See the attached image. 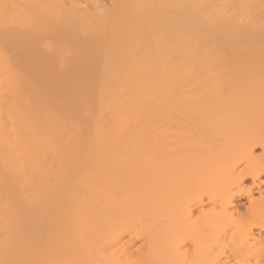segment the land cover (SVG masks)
I'll return each instance as SVG.
<instances>
[{
    "label": "bare ground",
    "instance_id": "obj_1",
    "mask_svg": "<svg viewBox=\"0 0 264 264\" xmlns=\"http://www.w3.org/2000/svg\"><path fill=\"white\" fill-rule=\"evenodd\" d=\"M47 1L0 0V209L11 211L0 223L11 233L0 264H264V128L251 130L248 112L238 114L250 102L254 116L261 111L264 65H253L247 80L242 62L254 60L251 42L226 60L196 37L218 0L133 8L160 29L173 28L161 32L172 54L167 42L152 46L153 55L141 56V47L139 58L127 53L132 40L122 46L133 33L113 39L106 22L99 27L108 37L95 35L82 12ZM130 16L112 28L144 24ZM259 49L256 59L264 56ZM222 58L232 60L229 68ZM253 75L263 81L252 85L255 95L251 84L243 88L246 107L236 82L257 81ZM231 107L249 130L240 126L234 135ZM21 201L26 219L13 212L23 205L2 204ZM70 212L76 221L66 235Z\"/></svg>",
    "mask_w": 264,
    "mask_h": 264
},
{
    "label": "rangeland",
    "instance_id": "obj_2",
    "mask_svg": "<svg viewBox=\"0 0 264 264\" xmlns=\"http://www.w3.org/2000/svg\"><path fill=\"white\" fill-rule=\"evenodd\" d=\"M53 1L54 0H52V4H53ZM56 1V0H55ZM63 1V3H61V5L63 4L65 7L64 8H66V11H65V13H67V14H71V12H74V11H72V10H74L75 9V12H79L80 11V13L82 12V15H83V17L85 18V21H86V24L89 26V27H91L92 28V30H93V33H95V31H97L96 32V34L95 35H97V33L99 34V32H100V27H99V25L101 24V23H106L107 22V24H106V28H107V31H110V32H108V34H109V37H110V35H113V39H115V37H116V39H120L121 38V36L122 35H124L125 34V36L124 37H130V35L132 34V36H131V38H130V40H129V38H127V39H125V40H127V42L126 41H124V43L122 44V46L124 45V44H126V43H129V41H131L132 40V44H134V43H136V44H134V45H136V49L134 48H132V45H131V47H130V45L129 44H127V46L129 47L128 49L126 48V45L124 46L125 48L124 49H127L128 50V52L127 53H130L131 51V54L135 51V52H137L141 47H143V48H145V49H140L139 51H140V54L142 53V55L141 56H144V55H147V53L148 54H150V55H153L154 53H156V52H154V51H156V49L155 50H153L154 48L153 47H155L156 45L155 44H160V45H163V43H167L168 41L165 39V35L163 36V34H161V32L163 31V33L165 32V29H166V32H167V29L169 28L168 26L166 27V28H164V27H162V29H160L161 27V24H157V25H155V22L154 21H152V22H154L153 24H154V26L150 23V20L151 19H148V20H146L149 16L147 15V16H145V18H141L139 15V13L137 12L138 10L139 11H141V10H144V9H148V11H159L160 9H162L163 11L164 10H166V9H168V8H170L169 6H171V5H173V4H175V3H178L179 1H184V0H62ZM61 1V2H62ZM47 2H50V0H48ZM50 3V4H51ZM55 3V2H54ZM69 3H72V4H74L75 6L74 7H70V6H72V4L70 5ZM56 4V3H55ZM55 4H53L54 5V7H56L57 8V10L59 9L60 11H63L64 10V8H62L63 6H60V5H55ZM58 4H60V3H58ZM176 5V4H175ZM60 6V7H59ZM69 6V7H68ZM218 6H219V8H218ZM72 8L71 9V12H70V9H68V8ZM145 7V8H144ZM74 8V9H73ZM133 8H137L138 10L136 11V13H135V10L133 9ZM143 8V9H142ZM217 9H220L221 11H219V10H214V12H212L211 14H212V16H211V14H210V16H211V18L209 19V16H207L206 14V16L201 20V23L203 24H201V27L203 26V27H205V32H203L204 30H199L200 31V33H198L197 31L195 32V34H196V37L198 36V37H200L201 38V42H205L204 44L206 45L205 46V48L207 47V50H208V47H209V49L211 48V51H213L214 53L215 52H217V55L219 54L220 56H221V54H223L221 57H223L224 58V56H225V54H226V58H224V59H226L227 60V58H229L230 57V59H231V56H229V55H227V54H231L232 53V51H233V49L235 50V48H236V50L234 51V53L235 52H237V50H239V49H237V48H239L241 45H243V44H246L245 42L246 41H248L247 43L249 44V42H251L252 43V45L254 46L253 47V50H251L252 52H248V55H247V53H246V55L243 57V56H241V57H243V58H241V59H244L246 56H248V57H250V56H252V54H253V52H254V54L253 55H255V56H253V58H254V60H252V57H251V60L253 61H251L250 59H247V60H245L246 61V63L244 62H242V64H243V66H244V64H247V65H245L244 67V72H243V70H242V68H243V66H242V68H240V71L242 70V72H243V74L245 75L243 78H245V79H247V74H249V73H251L252 74V72H250L252 69H254V67H258V66H260V64L262 63L263 65H264V62H261L262 60L264 61V56H262L263 54L261 53V52H263L264 53V47H262V46H264V0H218V5H217V7H216ZM78 9V10H77ZM132 9L134 10V12L132 11ZM159 9V10H158ZM77 10V11H76ZM161 10V11H162ZM129 11L131 12V13H133L132 14V16L134 15V14H136V17H137V20L139 19L140 20V18L143 20H145L146 21V23H145V21L143 20V21H141L142 23L144 22V24H141V22H139L141 25H139L138 23H136V25H134V23L130 26L131 27V29L129 28V22H127L126 24H128V25H123V26H121L122 28H119V30L121 31H118L116 28H112V24L114 23V22H117L120 18H125L126 16H130L131 15V13L129 14ZM160 11V12H161ZM216 11V12H215ZM220 13H218V12ZM223 11V12H222ZM70 12V13H69ZM160 12H158L159 14H160ZM137 13H138V16H137ZM162 13V12H161ZM126 14V15H125ZM127 14H129V15H127ZM216 14V15H215ZM215 17H214V16ZM220 17H219V16ZM132 16H130V21H131V17ZM151 17H152V13H151V15H150ZM218 16V17H217ZM80 17H81V14H80ZM128 17H127V19H128ZM158 17V16H157ZM156 17V19H158V20H160V19H162V18H160V17H158L157 18ZM217 17V18H216ZM223 17V18H222ZM132 18H135V16H133ZM207 18H208V20H207ZM156 19H153V20H155L156 21ZM212 19V20H211ZM121 20V19H120ZM133 20V19H132ZM135 21H136V19H134ZM125 21V20H124ZM126 21H128V20H126ZM148 21H149V23H148ZM211 21V22H210ZM217 23H216V22ZM134 22V21H133ZM159 22V21H158ZM165 21L163 20V24H166V23H164ZM212 22H213V24H212ZM148 23V24H147ZM160 23H162V20L160 21ZM200 23V22H199ZM198 23V24H199ZM210 23V24H209ZM138 24V25H137ZM163 24H162V26H163ZM212 24V25H211ZM105 25V24H104ZM151 26V30L153 31V33H152V31L150 32V27L149 26ZM234 25H236V26H234ZM128 26V27H127ZM133 26V27H132ZM135 26V27H134ZM139 26H144V27H142V29H141V27H139ZM148 26V27H147ZM211 26V27H210ZM98 27V28H97ZM126 27V28H125ZM158 27V28H157ZM195 27H196V25H195ZM200 27V26H199ZM198 27V28H199ZM200 27V28H201ZM203 27H202V29H203ZM210 27V28H209ZM234 27V28H233ZM90 28V29H91ZM96 28V29H95ZM105 28V27H104ZM125 28V29H124ZM153 28V29H152ZM163 28H164V30H163ZM171 28V27H170ZM169 28V29H170ZM218 28H220V29H218ZM99 29V30H98ZM137 29V30H136ZM147 29H148V31H149V33H148V31H147ZM158 29H160V30H158ZM171 29H173V28H171ZM209 29H211V31H212V33H218V35L219 36H217V33L213 36L214 37V39H213V37H207L206 36V34L207 35H213L211 32H210V30ZM241 29V30H240ZM245 29H248L247 31L245 30ZM101 30H102V28H101ZM105 30L106 29H104V30H102L101 32H100V34H101V36H105V35H102V32H105ZM127 30L130 32H128L127 33ZM138 30H139V33H138ZM143 30V31H142ZM156 30L158 31V32H156ZM196 30V29H195ZM242 31V33L245 31V32H248V34L247 33H244L245 35H249V33L251 32V34H252V37H251V41H249V39L248 40H244L243 39V37H242V35L241 34H239V32L240 31ZM90 31V30H89ZM88 31V32H89ZM99 31V32H98ZM118 31V32H117ZM126 31V32H125ZM132 31V32H131ZM135 32V34H136V38L134 37V32ZM143 32V34L141 33V32ZM145 31V32H144ZM146 31H147V33H146ZM160 31V32H159ZM170 31V30H169ZM194 30H192V33L194 34V32H193ZM238 31V32H237ZM115 32H116V34H115ZM172 32H174V31H172ZM205 33V34H203V33ZM210 32V33H209ZM86 33V32H85ZM92 33V34H93ZM106 33V32H105ZM113 33V34H112ZM121 33H123L121 36H120V34ZM127 33V34H126ZM191 33V34H192ZM197 33L199 34V35H197ZM87 34H91V32L90 33H87ZM92 34H91V36H92ZM107 34V35H108ZM153 34H155V35H153ZM158 34V35H157ZM159 34H161L162 36H163V38L161 37V35L159 36ZM168 34H169V32H168ZM195 34H194V36H195ZM94 35V34H93ZM95 35H94V37H95ZM106 35V37H108ZM116 35V36H115ZM117 35H118V38H117ZM138 35V36H137ZM145 35V36H144ZM150 35V36H149ZM186 35H188V33H186ZM244 35V38L246 37ZM133 37H134V40H133ZM160 39H159V38ZM195 37V38H196ZM205 37V38H204ZM208 39H207V38ZM247 37H250V35L249 36H247ZM96 38H97V36H96ZM100 38V37H99ZM98 38V39H99ZM139 38V39H138ZM141 38V39H140ZM144 38V39H143ZM146 38H147V40H146ZM152 38H153V41H154V43L152 42ZM165 39L166 41L165 42H162V39ZM203 38V39H202ZM215 38H217V40L215 39ZM196 39H198L199 40V38H196ZM218 39H219V41H218ZM245 39H247V38H245ZM261 39V41H263V42H261V41H259ZM140 40H142V41H140ZM144 40H146L145 41V43H144ZM158 40V41H157ZM159 40H161V41H159ZM215 41V42H213V41ZM136 41V42H135ZM152 42V44H146V43H148V42ZM208 41H211V42H208ZM216 41H218V42H216ZM220 41H221V43H222V45H220ZM140 42H143V43H141L140 44ZM156 42V43H155ZM161 42V43H160ZM200 42V41H199ZM200 42V43H201ZM260 42H261V44H260ZM121 43V42H120ZM131 43V42H130ZM138 43V44H137ZM213 43H214V46H213ZM218 45H217V44ZM250 43V44H251ZM144 44V45H143ZM170 43L168 42V45H169ZM208 44V45H207ZM241 44V45H240ZM138 45H140V47L138 48L137 46ZM149 46V48L151 47L152 49L151 50H153V53L151 54V52L149 53V51H150V49H148V47L147 46ZM167 44H164V51H165V49H166V52L167 53H171L172 54V52H171V50H170V45L168 46ZM217 45V46H216ZM220 45V48L218 47ZM145 46V47H144ZM153 46V47H152ZM211 46V47H210ZM216 46V47H215ZM233 46V47H232ZM245 46V45H244ZM250 46V45H249ZM96 47L97 46H95L94 48L96 49ZM161 47V46H160ZM167 47V48H166ZM218 47V49H216ZM245 47H247V46H245ZM255 47H258V49H259V47H261L259 50L261 51L260 53L262 54H259L260 55V57L262 58H260L259 57V59H260V61H259V59L257 58H255V57H258V56H256V54H258V49H256ZM130 48H131V50H130ZM147 48V49H146ZM155 48H158V45L155 47ZM162 48V50H163V46L161 47ZM169 48V50L167 51V49ZM213 48H215L214 50H212ZM232 48V49H231ZM94 49V50H95ZM99 50H100V48H98ZM98 49H96V51L98 50ZM230 49V50H229ZM250 49V48H249ZM99 50L97 51V53L99 54ZM126 50V51H127ZM130 50V51H129ZM137 50V51H136ZM141 50H143L142 52H141ZM148 50V51H147ZM232 50V51H231ZM240 50H242V48L240 49ZM239 50V51H240ZM247 50H248V48H247ZM100 51H102V50H100ZM125 50L123 51L122 50V52H126ZM138 51V52H139ZM145 51H147V53L145 52ZM170 51V52H169ZM221 51H223V52H221ZM229 51V52H228ZM231 51V52H230ZM243 51H244V47H243ZM248 51H250V50H248ZM133 53L132 55L131 54H129V55H131V56H135V58H139V57H141V56H139L138 57V55H139V53ZM219 52V53H218ZM255 52H256V54H255ZM221 53V54H220ZM242 53V52H241ZM251 55H250V54ZM136 54V55H135ZM216 54V53H215ZM127 55V54H126ZM216 55V56H217ZM241 55H243V54H241ZM234 56V55H233ZM218 57V56H217ZM216 58V57H215ZM220 58V57H219ZM222 58V59H223ZM236 58H238L237 60H239V57H236ZM223 59V60H224ZM229 59V61H227L228 62V64H226L225 62H226V60H224V63L226 64V65H228L227 67L229 68V64L232 62V60H230ZM234 60V59H233ZM251 62H250V61ZM217 60H215V62H216ZM220 61V60H219ZM236 61V60H235ZM221 62H223L222 60H221ZM230 62V63H229ZM234 62V61H233ZM237 62V61H236ZM240 62H241V60H240ZM255 62H257V63H255ZM223 63V64H224ZM238 63V62H237ZM254 63V64H253ZM241 64V63H240ZM239 64V66H241ZM252 66H251V65ZM231 65V64H230ZM249 65L251 66V68L249 67ZM253 65H255L254 67H253ZM225 66V65H224ZM223 66V67H224ZM232 66H233V64H232ZM231 66V67H232ZM249 69H248V68ZM261 68H263L262 67V65L260 66ZM227 68V69H228ZM255 68V69H256ZM259 68V67H258ZM257 68V69H258ZM260 68V69H261ZM226 68H224V70H225ZM231 69V68H230ZM229 69V70H230ZM245 69L247 70V71H245ZM259 70V69H258ZM262 70H264V68L262 69ZM228 71V70H227ZM239 71V72H240ZM253 71V70H252ZM261 71V70H260ZM238 72V73H239ZM246 72H248L247 74H246ZM253 72H256V70H254ZM262 72V71H261ZM257 73H259L258 71H257ZM241 74V72L238 74L241 78H242V76L243 75H240ZM250 74V75H251ZM254 74V73H253ZM238 75H236V76H238ZM255 75V74H254ZM253 75V78L254 77H256V78H258V80L257 81H254L253 79L252 80H249V82L250 81H252V82H250V83H248V81H246L247 82V84H246V82L244 83V81L243 80H245V79H242V84H243V86L241 87V85L242 84H240V85H238V83H239V81L238 82H236V80H234V82H236V84H237V86L236 87H238L239 88V90H241L242 89V92H240V96H241V94L243 93V88L245 89V87H246V90H249V89H247L248 87H249V85H250V91H252V90H254V92H253V94L255 93V91H256V89H253L254 87H252V85H256L257 84V82H261V81H263L262 80V77H261V80L259 79L260 78V76H263L264 74L263 73H261V74H258V75H260L259 77L258 76H254ZM252 76V75H251ZM251 76H248V78L250 77L251 78ZM234 77H232V79H233ZM264 78V77H263ZM238 79H239V77H238ZM237 79V80H238ZM255 79V78H254ZM231 80V79H230ZM248 80V79H247ZM260 80V81H259ZM230 82H232V81H230ZM253 83H255V84H253ZM259 83L257 84L258 86H260L259 85ZM262 83V82H261ZM264 83V82H263ZM225 84H226V82H225ZM232 84H233V87H231L230 85L231 84H229V89H228V87H227V85H225L226 87H224V90H225V88H227L228 90H231L230 92L228 91V93H229V96L233 93L232 91H234L235 89L234 88H236V87H234V83L232 82ZM223 85V84H222ZM245 85V86H244ZM257 85H256V87H257ZM264 85V84H263ZM224 86V85H223ZM262 87H264V86H262ZM223 88V87H222ZM233 88V89H232ZM237 88V89H238ZM241 88V89H240ZM252 89V90H251ZM258 89V88H257ZM259 90H264V88H262V89H260L259 88ZM232 92V93H231ZM244 93H246V92H244ZM244 93L242 94V97H241V99H239L238 101L240 102V100L242 101V99H243V96H244ZM257 93V92H256ZM260 93H262V97H264V92L263 91H259V94ZM258 94V93H257ZM255 95V94H254ZM261 95V94H260ZM228 96V97H229ZM257 96V95H256ZM256 96H255V98H256ZM259 96V95H258ZM257 96V97H258ZM238 98H240L239 96H238ZM237 98V99H238ZM245 98V97H244ZM260 98V100L262 101H260V100H258ZM246 99V98H245ZM260 103H259V105H258V109L260 108V110L261 111H259V114L258 115H261L260 117L257 115V117L259 118H257L256 116H254L255 114L254 113H252V112H254V111H256V106H255V102H253V107L254 108H252V106H250L251 105V102H250V105H249V103H248V105H249V107L248 108H245V106H243L242 104H241V106L243 107V108H245V109H247L248 111H246L245 109L243 110H241L240 111V109L238 110L237 108H236V110H238V111H240L238 114L240 115V116H242L243 117V115H245L244 113H246V112H248V114L246 113V115L248 116V115H250V116H248V118H250V121H251V119H253L251 122H252V124L254 125H250V123H246L244 120H241L242 119V117H239V115L238 114H236V110H234L235 108H232L233 109V111H234V113L232 112V110H231V112H230V114H232V116H234V115H236V117H235V119L237 120V118H238V121L234 124L233 122V126L235 127V129L233 130V128H232V132L234 131V132H236L235 130H237L238 129V127L240 128V126H241V128L244 126H246L245 128V130H249L250 129V126H251V130H255L256 128V130H259L258 128H264V111H262V110H264V109H262L263 107H264V100H263V98H261V96H259L258 98H256ZM237 101V102H238ZM243 101H244V103H245V101L246 100H244L243 99ZM240 103H242V102H240ZM240 103H238V104H240ZM257 104V103H256ZM245 105H246V107H247V103H245ZM263 105V106H262ZM236 106H237V104H236ZM235 106V107H236ZM239 106V105H238ZM239 108V107H238ZM241 108V107H240ZM250 108H252L251 110H250ZM254 109V110H253ZM250 110V111H249ZM243 111H245V112H243ZM250 112V113H249ZM262 112V113H261ZM243 113V114H242ZM254 114V115H253ZM262 114H263V116H262ZM237 115H238V117H237ZM245 115V116H246ZM254 117V118H253ZM244 118V117H243ZM241 121H243V122H241ZM245 119V118H244ZM255 119V120H254ZM234 120V119H233ZM235 120V121H236ZM234 121V122H235ZM241 122V124H240V122ZM246 121H247V119H246ZM256 121V122H255ZM260 122V123H259ZM237 123H238V125H237ZM244 123H246L249 127H247V125L246 124H244ZM258 123L259 124H262V125H258ZM232 126V127H233ZM237 126V127H236ZM253 126V127H252ZM259 126V127H258ZM263 126V127H262ZM243 127V128H244ZM237 128V129H236ZM260 128V129H261ZM240 131V130H239ZM238 130H237V132L234 134V135H238L237 133L239 132ZM261 149H259V148H257L256 150H255V153L256 154H261ZM258 152V153H257ZM262 179L264 180V177H262ZM245 184H251V181L250 180H247L246 182H245ZM262 188H263V186H262ZM263 190V189H262ZM257 189H255V191L253 192V194L255 195V196H258V193H257ZM245 201L246 200H243L242 202L244 203V204H246L245 203ZM2 204H11V205H16V204H18V205H23V206H21V207H19L18 209H15L16 211H13L14 213H18L17 214V216H20V213H22V214H24L23 216H24V219H26L25 217H26V215H25V213L27 214L28 213V209L26 208V206L25 205H28V203L27 202H11V203H2ZM24 206H25V208H24ZM243 209V208H242ZM9 214H11V211L9 210V209H0V223L2 224L3 223V225L4 224H6L7 223V221H9L8 219H9ZM15 214V215H16ZM22 214H21V216L20 217H23L22 216ZM73 214H74V212H70L69 214H66L65 215V217H64V224H65V228H68V230H65L63 233H66V235L67 234H69L71 231H72V229H73V227H74V225H75V221H76V218L73 216ZM13 215V214H12ZM13 219V218H12ZM11 220V219H10ZM3 226H0V228H1V230H0V245L2 244H4V240H5V237L6 236H8L7 238H6V240H10V236L7 234V235H4V234H6V232H7V230H6V232L4 233V230H3V228H2ZM2 230H3V233H2ZM254 234H257L258 232H259V230L257 231V230H254ZM260 233V232H259ZM263 234H264V232H262ZM11 234V233H10ZM26 235V234H25ZM13 236H14V234H13ZM24 236V235H23ZM22 236V237H23ZM263 236V235H262ZM21 237V238H22ZM15 238V237H14ZM13 238V239H14ZM24 238L26 239L27 237L26 236H24ZM12 239V238H11ZM27 240V239H26ZM20 241H22V240H20ZM24 241V240H23ZM8 243H11V242H13V241H11V242H9V241H7ZM25 243H27L26 241H25ZM25 243H23L24 245H25ZM21 244H22V242H21ZM234 263V262H233ZM233 263H231V264H233Z\"/></svg>",
    "mask_w": 264,
    "mask_h": 264
}]
</instances>
